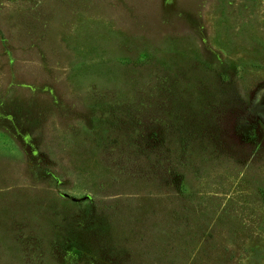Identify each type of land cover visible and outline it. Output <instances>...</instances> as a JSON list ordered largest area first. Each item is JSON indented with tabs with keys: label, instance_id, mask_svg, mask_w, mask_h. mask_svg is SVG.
Listing matches in <instances>:
<instances>
[{
	"label": "rangeland",
	"instance_id": "obj_1",
	"mask_svg": "<svg viewBox=\"0 0 264 264\" xmlns=\"http://www.w3.org/2000/svg\"><path fill=\"white\" fill-rule=\"evenodd\" d=\"M0 264H264V0H0Z\"/></svg>",
	"mask_w": 264,
	"mask_h": 264
}]
</instances>
